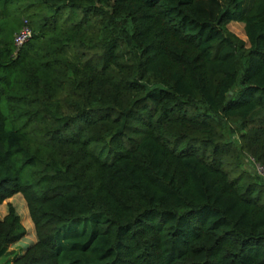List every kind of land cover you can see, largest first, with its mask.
<instances>
[{"label": "trees", "instance_id": "1", "mask_svg": "<svg viewBox=\"0 0 264 264\" xmlns=\"http://www.w3.org/2000/svg\"><path fill=\"white\" fill-rule=\"evenodd\" d=\"M243 154L264 168V0H0V204L37 236L9 264H264ZM26 232L10 205L0 253Z\"/></svg>", "mask_w": 264, "mask_h": 264}, {"label": "rangeland", "instance_id": "2", "mask_svg": "<svg viewBox=\"0 0 264 264\" xmlns=\"http://www.w3.org/2000/svg\"><path fill=\"white\" fill-rule=\"evenodd\" d=\"M229 29L235 32L241 38L247 39L244 29V23L241 21H231L228 25ZM228 136L237 140V133H228ZM243 167L253 174L259 175L264 181V168L256 162L251 155H242ZM14 205L21 216V221L26 227V234L17 242L6 246L0 253V264H9L14 258L23 253L26 248L37 240L34 223L31 219L29 209L25 198L21 193H16L7 198L0 204V218L8 211L10 205Z\"/></svg>", "mask_w": 264, "mask_h": 264}, {"label": "built area", "instance_id": "3", "mask_svg": "<svg viewBox=\"0 0 264 264\" xmlns=\"http://www.w3.org/2000/svg\"><path fill=\"white\" fill-rule=\"evenodd\" d=\"M32 35V29L25 25L19 32L15 35V44L20 47L29 37Z\"/></svg>", "mask_w": 264, "mask_h": 264}]
</instances>
